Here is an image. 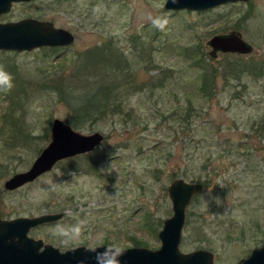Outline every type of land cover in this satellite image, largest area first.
<instances>
[{
	"label": "rangeland",
	"instance_id": "obj_1",
	"mask_svg": "<svg viewBox=\"0 0 264 264\" xmlns=\"http://www.w3.org/2000/svg\"><path fill=\"white\" fill-rule=\"evenodd\" d=\"M164 2L34 0L0 17L48 21L73 36L67 47L0 50V66L13 77L12 89L0 91V219L62 214L28 232L60 252L78 245L130 248L137 241L143 245L134 247L152 250L171 215L165 188L181 177L203 186L185 208L180 253L207 250L213 264H237L261 245L264 0L203 11L165 10ZM161 16L168 23L158 30L151 18ZM228 31H238L252 53L211 56L207 40ZM110 46L126 58L127 69L95 82H120L130 72L133 83L117 90L120 111L73 127L82 135L100 133L102 142L55 162L32 183L4 190L3 182L27 170L50 141L51 120L67 124L70 113L55 88L75 86L80 56L87 60L91 48ZM196 63L216 68L207 100L200 98ZM7 109L19 129L1 119ZM77 220L83 222L79 240L65 244L52 234L57 224Z\"/></svg>",
	"mask_w": 264,
	"mask_h": 264
},
{
	"label": "water",
	"instance_id": "obj_2",
	"mask_svg": "<svg viewBox=\"0 0 264 264\" xmlns=\"http://www.w3.org/2000/svg\"><path fill=\"white\" fill-rule=\"evenodd\" d=\"M34 0H0V15L7 13L13 2L23 3ZM38 1V0H37ZM245 2V0H165V10L203 11L224 3ZM48 21H38L24 18L14 22L0 23V50L26 52L37 47H67L73 44L72 33L68 30L53 27ZM210 47L209 54L248 55L252 53L251 44H247L238 31L226 34H215L207 40ZM50 141L33 159L27 170L11 174L3 183L6 191L17 189L23 184L32 183L42 173H47L55 162L73 155H81L94 150L104 136L93 131L91 134H80L73 127L64 124L59 119H52L50 123ZM203 184L185 182L180 177L171 180L165 192L169 197L171 215L162 220L161 229L157 232L158 248L148 250L144 247L124 248V255L120 258L121 264H213L212 254L207 250H194L189 253H180L178 249L181 241L180 233L183 229L185 208L192 197L200 193ZM62 214H44L27 218L14 217L11 220L0 219V264H96L95 253L90 249L103 251L101 245L85 248L81 245L61 251L54 246L43 243L38 238L32 239L28 232L42 224L54 222ZM105 246V245H104ZM237 264H264V238L258 248L252 249L245 259Z\"/></svg>",
	"mask_w": 264,
	"mask_h": 264
},
{
	"label": "trees",
	"instance_id": "obj_3",
	"mask_svg": "<svg viewBox=\"0 0 264 264\" xmlns=\"http://www.w3.org/2000/svg\"><path fill=\"white\" fill-rule=\"evenodd\" d=\"M85 56H88L87 60L90 61L80 56V61L78 60L79 64H74L73 66V71L77 74L75 86L55 88L58 96L57 100L59 102L61 101L70 113L67 124L75 129L82 128L84 123H93L95 120L97 121L103 118L105 114L114 115V112L117 113V111H120V103H117V90L123 86L129 88L127 84L133 83V75H129L130 72L122 73V80H120V82H115L114 80L111 83L95 82L97 77L104 76L107 78L109 75L112 77L113 74H118L120 72L119 70L122 71L127 69L128 62L126 58L122 55H118V52L112 49V46L108 49H103V47L97 49L91 48ZM83 59L85 60L84 62ZM124 60L127 62L126 64ZM122 65L124 66L122 67ZM193 66L199 68L198 78H200L201 81L198 88L201 93L200 98L207 100L206 97L208 94L205 93V87L207 88L210 80L214 79L216 68L199 63L193 64ZM77 95H82L84 102L80 106L74 107V97ZM8 112L9 119L7 120L5 116ZM11 113H13V109H7L6 112L1 114V119L5 120L6 124L9 123L11 126H17L18 121L12 122L13 114ZM17 128L19 129L20 127L17 126ZM25 139L26 137H24V140ZM133 244L134 246L143 245L139 241Z\"/></svg>",
	"mask_w": 264,
	"mask_h": 264
},
{
	"label": "clouds",
	"instance_id": "obj_4",
	"mask_svg": "<svg viewBox=\"0 0 264 264\" xmlns=\"http://www.w3.org/2000/svg\"><path fill=\"white\" fill-rule=\"evenodd\" d=\"M175 3V0H173ZM167 17H153L151 18V24L158 30H163L167 26ZM13 77L10 73L6 72L2 66H0V91H10L13 87ZM84 102L82 95L74 97V107L80 106ZM83 231V222L77 220L73 224H57L53 230V235L61 238L62 243L68 244L80 239ZM103 251H97L96 248L90 249L95 253L94 260L96 264H121L120 258L124 255L125 249L118 245L112 244L101 246Z\"/></svg>",
	"mask_w": 264,
	"mask_h": 264
},
{
	"label": "flooded vegetation",
	"instance_id": "obj_5",
	"mask_svg": "<svg viewBox=\"0 0 264 264\" xmlns=\"http://www.w3.org/2000/svg\"><path fill=\"white\" fill-rule=\"evenodd\" d=\"M15 4H17V5H18V4H21V3H16V2H13V3H12V5L10 6V9H9V11H8L7 13L5 12V13L1 14V15H0V17H2L3 15H6V14L8 15V13H9V12H10V10H11V8H12V7H13V5H15ZM3 22H6V23H8V22H10V21H6V20L0 21V23H3Z\"/></svg>",
	"mask_w": 264,
	"mask_h": 264
}]
</instances>
